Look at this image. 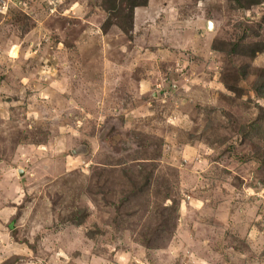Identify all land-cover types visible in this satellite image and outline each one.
<instances>
[{
    "label": "rangeland",
    "instance_id": "obj_1",
    "mask_svg": "<svg viewBox=\"0 0 264 264\" xmlns=\"http://www.w3.org/2000/svg\"><path fill=\"white\" fill-rule=\"evenodd\" d=\"M0 264H264V0H0Z\"/></svg>",
    "mask_w": 264,
    "mask_h": 264
},
{
    "label": "trees",
    "instance_id": "obj_2",
    "mask_svg": "<svg viewBox=\"0 0 264 264\" xmlns=\"http://www.w3.org/2000/svg\"><path fill=\"white\" fill-rule=\"evenodd\" d=\"M120 135H121V133H115V134L111 133V134L109 135V139L112 140V138H115V140L117 141V140H119V138L121 137ZM113 136H114V137H113ZM109 145H112V143L109 142Z\"/></svg>",
    "mask_w": 264,
    "mask_h": 264
},
{
    "label": "water",
    "instance_id": "obj_3",
    "mask_svg": "<svg viewBox=\"0 0 264 264\" xmlns=\"http://www.w3.org/2000/svg\"><path fill=\"white\" fill-rule=\"evenodd\" d=\"M208 24H209V26H211L210 22ZM18 171H19L20 174L23 173V170H21V169H18Z\"/></svg>",
    "mask_w": 264,
    "mask_h": 264
}]
</instances>
